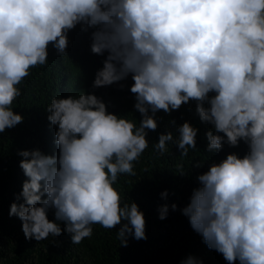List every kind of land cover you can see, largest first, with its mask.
Segmentation results:
<instances>
[{
    "label": "clouds",
    "instance_id": "1",
    "mask_svg": "<svg viewBox=\"0 0 264 264\" xmlns=\"http://www.w3.org/2000/svg\"><path fill=\"white\" fill-rule=\"evenodd\" d=\"M78 25L95 29L94 54L107 53L92 87L131 75L134 107L143 118L137 126L86 91L51 99L46 110L57 126L58 155L18 150L27 179L9 216L22 221L25 237L42 241L66 231L78 245L99 224L121 225L123 246L129 236L147 239L144 212L133 200L123 202L115 185L120 174L136 175L148 130L158 128L156 113L171 114L195 100L200 120L213 125L208 152L241 141L248 151L231 152L200 174L182 213L229 264H264V0H0V133L24 120L12 107L22 96L19 85L48 62L49 45L67 54L68 34ZM177 132L175 139L171 131L160 135L155 149L161 155L168 142L181 157L197 148L198 127L185 121ZM177 168L185 174L182 163ZM159 212L166 218L169 205Z\"/></svg>",
    "mask_w": 264,
    "mask_h": 264
},
{
    "label": "trees",
    "instance_id": "2",
    "mask_svg": "<svg viewBox=\"0 0 264 264\" xmlns=\"http://www.w3.org/2000/svg\"><path fill=\"white\" fill-rule=\"evenodd\" d=\"M94 30L82 31L79 25L71 30L64 56L49 45L48 62L32 68L19 85L22 96L12 107L24 120L0 133V264H186L190 257L195 264H229L192 229L182 209L190 202L193 189L200 186L197 179L200 174L231 152L242 157L248 145L244 141L236 147L225 143L222 151L208 152L206 133L214 130L213 125L200 120L195 100L171 114L163 110L156 113L158 128L148 130L149 147L134 162L136 175L120 174L115 185L123 202L131 204L133 200L144 212L147 239L136 240L129 236L127 246H123L117 237L121 225L105 229L95 224L91 238H85L78 245L72 244L71 234L66 231L60 236L50 235L46 240L36 241L25 237L18 217L9 216L10 205L16 201L27 179L19 166L24 158L18 155V150L39 148L45 154L58 155L57 126L51 125L46 110L53 97L79 96L85 91L95 93L104 100L109 112L134 120L137 126L143 118L134 107L136 98L130 91L134 83L131 75L110 86L92 87L96 72L107 57V53L99 55L91 51ZM185 121L199 128L197 148L190 149L187 157H181L178 146L168 142L167 150L161 155L155 149L160 135L171 131L175 139L177 128ZM196 161L203 166H192ZM181 163L185 174H180L177 168ZM165 190L167 198L161 196ZM173 203L177 204L176 210L171 208ZM164 204L169 205V212L166 218L160 219L159 209ZM54 213L55 209L48 211L50 220H55ZM57 222L65 228L64 222Z\"/></svg>",
    "mask_w": 264,
    "mask_h": 264
}]
</instances>
